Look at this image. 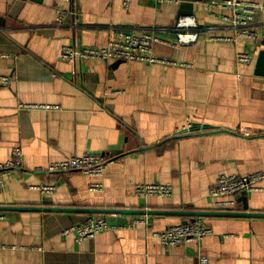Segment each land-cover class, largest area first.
Wrapping results in <instances>:
<instances>
[{"label": "crops", "instance_id": "obj_1", "mask_svg": "<svg viewBox=\"0 0 264 264\" xmlns=\"http://www.w3.org/2000/svg\"><path fill=\"white\" fill-rule=\"evenodd\" d=\"M0 0V163L21 151L22 168L0 188V264H264V178L251 192L214 199L219 177L264 175V10L258 38L233 39L229 0ZM264 8V0H240ZM67 17L56 23V10ZM192 16L199 39L180 45L172 29ZM148 32L155 56L175 65L61 60L63 47L105 48L115 31ZM250 64L237 66V53ZM25 106H37L26 108ZM49 106L51 108H45ZM187 122L194 132L174 135ZM102 155V177L48 173L53 163ZM101 184L102 191H90ZM166 185L168 197L140 198L135 187ZM54 186L52 193L42 186ZM235 201V206L220 202ZM120 209L121 222L94 238L71 231L102 215L7 208ZM146 211V212H143ZM149 211L249 213L200 217L213 235L163 246L156 233L194 220ZM259 214V215H255ZM107 221V220H106ZM123 221V222H122Z\"/></svg>", "mask_w": 264, "mask_h": 264}, {"label": "built area", "instance_id": "obj_2", "mask_svg": "<svg viewBox=\"0 0 264 264\" xmlns=\"http://www.w3.org/2000/svg\"><path fill=\"white\" fill-rule=\"evenodd\" d=\"M58 3H66L71 0H56ZM131 0H124L127 6ZM158 3H180L183 0H153ZM222 7L229 10L231 15L227 18L235 29L233 39H224L225 41L237 42L238 39H247L255 41L258 38V31L255 28L256 23L254 15L257 11H263L264 8L256 3H248L240 0H229L223 3ZM67 17V11L62 7L56 10V23L62 25ZM172 32L177 43L180 45H191L197 43L199 39L198 26L192 16H182L178 19L176 25L169 30ZM156 43L176 46L148 32L130 33L124 30L114 32L112 41L105 48H80L63 47L60 52L62 61L76 64L83 60L97 61H124V62H141L149 64L175 65L169 59H162L154 55L153 46ZM252 58L246 53L236 54L237 66L250 64ZM8 77L0 76V85H7ZM26 108H36L37 106H25ZM45 108H51L45 106ZM194 132L192 125L187 122L181 129H178L174 135H186ZM21 151L14 149L12 159L8 162L0 163V188L3 186V178L11 171L22 168ZM108 166V159L102 155L85 154L81 157H72L67 160L53 163L48 167V173L66 174L69 172L82 173L89 177H102ZM262 173H253L246 177L221 176L217 183L210 188L209 195L214 199H225L234 197L241 192H251L255 190V185L262 181ZM43 192H54V186H42ZM90 191H102L101 184H92ZM135 192L140 198L149 197H168L172 194V189L166 185H143L135 187ZM235 201L220 202L221 206H235ZM3 217L0 216V219ZM111 229L105 218L89 220L88 222L70 229L76 233L77 240L82 242L94 238L99 233ZM213 235L211 228L206 226L201 219H195L184 224L172 226L156 233L163 246H180L188 243H200L206 237ZM198 264H208L205 257H199Z\"/></svg>", "mask_w": 264, "mask_h": 264}, {"label": "water", "instance_id": "obj_3", "mask_svg": "<svg viewBox=\"0 0 264 264\" xmlns=\"http://www.w3.org/2000/svg\"><path fill=\"white\" fill-rule=\"evenodd\" d=\"M25 1L28 0H18L14 7V13H17V11L24 6ZM33 2H40L41 0H31ZM258 67L259 70L262 72L264 69V52L260 53L259 61H258ZM6 210H42V211H49V212H68V213H74V212H81V213H88V214H97L102 215L107 220L108 224L115 226L121 222V220L124 219H118L116 216H121L122 214H132V213H139V211H130V210H120V209H80V208H34V207H17V208H7ZM146 212V211H143ZM149 214H159V215H165V214H180L185 215L188 217L194 218H200V217H209V216H224V217H247L252 216V214L249 213H235V212H221V213H205V212H197V211H186V212H168V211H149ZM259 215V214H255ZM261 216H264V214H261ZM123 222V221H122Z\"/></svg>", "mask_w": 264, "mask_h": 264}, {"label": "trees", "instance_id": "obj_4", "mask_svg": "<svg viewBox=\"0 0 264 264\" xmlns=\"http://www.w3.org/2000/svg\"><path fill=\"white\" fill-rule=\"evenodd\" d=\"M101 217H103V216H101ZM193 221V220H192ZM204 223V222H203ZM207 226V225H206Z\"/></svg>", "mask_w": 264, "mask_h": 264}]
</instances>
